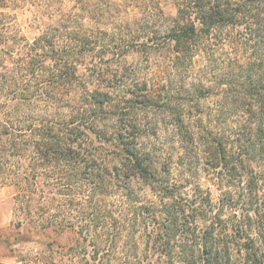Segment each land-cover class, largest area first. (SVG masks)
<instances>
[{"label":"clouds","instance_id":"9594fccd","mask_svg":"<svg viewBox=\"0 0 264 264\" xmlns=\"http://www.w3.org/2000/svg\"><path fill=\"white\" fill-rule=\"evenodd\" d=\"M0 264H264V0H0Z\"/></svg>","mask_w":264,"mask_h":264},{"label":"trees","instance_id":"16d2710c","mask_svg":"<svg viewBox=\"0 0 264 264\" xmlns=\"http://www.w3.org/2000/svg\"><path fill=\"white\" fill-rule=\"evenodd\" d=\"M14 18L17 21L20 20L19 16H15ZM216 148H217L216 154L220 155V156H222L224 154V151H226V150H222L220 145H216ZM209 167H210V165H209ZM230 175H232L233 179H235V176L238 175V173H236L235 167L232 168ZM33 179L35 180L36 177H33ZM45 179H48V178L46 177ZM209 183L211 184V181H209ZM47 188H48V185L45 184L44 188L41 189V192L43 193V191ZM213 190H215L216 193H219V201H220L221 206H222L221 211L223 210V207H225V206H227V207H235L236 206L235 203L231 201L230 196H225L224 193L220 192V189L217 187L216 184H211V187L208 189V195L205 196L203 198V200L200 202L202 205L211 203L212 197H213ZM168 194L171 196V195H175L176 193L175 192H169ZM61 195H63V193L57 192L55 194V196H53L52 198L55 199L57 196H61ZM253 201L258 202L255 197H253ZM142 209L144 210L145 214H150L152 212V209L148 206H142ZM164 211L167 213L168 223L163 225L162 230L166 228L169 230V233H171L172 231L176 230V220L178 219V217H176L175 214L170 209H165ZM219 215H220V213H218V216ZM217 223L218 224L222 223V220H218ZM163 251H166V250H162V252Z\"/></svg>","mask_w":264,"mask_h":264}]
</instances>
